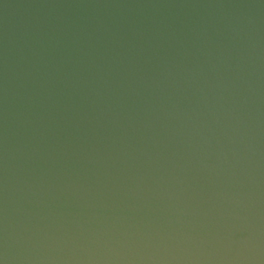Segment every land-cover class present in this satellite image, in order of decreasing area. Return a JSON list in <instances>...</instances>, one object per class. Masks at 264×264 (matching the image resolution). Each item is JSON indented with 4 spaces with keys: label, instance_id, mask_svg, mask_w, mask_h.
<instances>
[{
    "label": "water",
    "instance_id": "water-1",
    "mask_svg": "<svg viewBox=\"0 0 264 264\" xmlns=\"http://www.w3.org/2000/svg\"><path fill=\"white\" fill-rule=\"evenodd\" d=\"M0 264H264V0H0Z\"/></svg>",
    "mask_w": 264,
    "mask_h": 264
}]
</instances>
